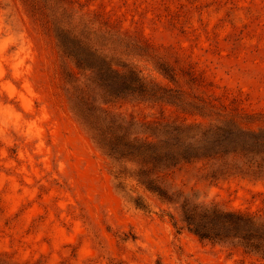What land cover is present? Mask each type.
Returning <instances> with one entry per match:
<instances>
[{
  "label": "rangeland",
  "instance_id": "rangeland-1",
  "mask_svg": "<svg viewBox=\"0 0 264 264\" xmlns=\"http://www.w3.org/2000/svg\"><path fill=\"white\" fill-rule=\"evenodd\" d=\"M61 4L94 23L88 27L135 41L123 63L168 92L165 100L115 96L93 83L78 117L55 34L67 27L65 15L50 0L47 16L23 0H0V264H264V245L253 254L200 239L179 208L182 193L263 216L264 177L209 157L157 164L150 174L168 201L139 182L147 157L134 141H156L166 123L264 133V0ZM63 68L77 72L72 63ZM107 76L119 87L114 73Z\"/></svg>",
  "mask_w": 264,
  "mask_h": 264
},
{
  "label": "trees",
  "instance_id": "trees-1",
  "mask_svg": "<svg viewBox=\"0 0 264 264\" xmlns=\"http://www.w3.org/2000/svg\"><path fill=\"white\" fill-rule=\"evenodd\" d=\"M23 1L34 13L46 15V0ZM50 1L53 7L61 9L58 16L63 18L65 15L68 23L67 27H56L55 34L62 61V74L67 84L66 92L78 117L81 116L79 105L89 99L88 91L93 83H98L100 86L104 84V91L107 92V88H110L109 93L115 96L137 94L144 98L165 100L167 90L159 91L161 88L156 85L152 87L154 84H150L151 82L140 77L135 69L123 63V55L126 54L124 50L136 47L138 44L135 41L110 27H88L90 24L88 19L80 16L73 18L66 5L61 4L63 0ZM85 20L87 21L84 23ZM60 22L56 20V24ZM79 24H82V27H77ZM67 63H72L77 72H66L63 65ZM158 69L172 78L166 68L160 66ZM108 71L114 73L120 82L119 87L115 89L109 87L110 85L107 84ZM226 121L239 125L233 117ZM224 127L219 124H210L202 128L196 124L166 123L158 127L160 132H163L161 135L166 137L154 135L156 141L153 142L136 138L134 140L137 143L136 147L134 146L136 151L139 155L147 157V161H142L145 162L144 165L137 170L138 176L144 177L139 180L141 185L160 198L173 201L170 196H167L166 191L156 185L154 177L150 174L151 169L157 168V164L168 168L182 161L202 157L217 160L227 170L235 168L250 172L249 175L264 177V147H261L264 143V133L244 128L234 132L230 129L224 130ZM222 131H225V135L217 138ZM190 133V137L182 139ZM210 136H212L211 140H215L209 142L207 146L205 144ZM179 137L182 141L178 139ZM92 138L100 144L94 134ZM179 196L182 198L179 204L183 216L182 221L189 231L200 239L223 245L240 246L246 252L253 254L259 253L262 249L264 215L255 216L225 211L215 203H202L182 193H179ZM134 204L146 209V205L137 201Z\"/></svg>",
  "mask_w": 264,
  "mask_h": 264
}]
</instances>
